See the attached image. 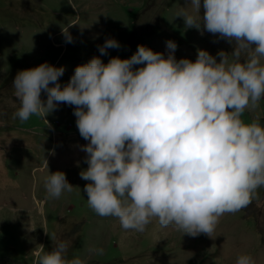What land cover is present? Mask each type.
I'll use <instances>...</instances> for the list:
<instances>
[{
  "label": "clouds",
  "instance_id": "9594fccd",
  "mask_svg": "<svg viewBox=\"0 0 264 264\" xmlns=\"http://www.w3.org/2000/svg\"><path fill=\"white\" fill-rule=\"evenodd\" d=\"M190 5L193 13L181 10L176 17L186 29L232 44L231 59L223 50L219 62L198 50L195 61L177 60V44L169 40L167 57L142 45L127 59L104 63L94 56L76 66L63 87L65 68L46 62L13 80L20 105L13 118L21 122L37 115L51 128L44 117L59 104L74 106L78 132L88 141L81 146L88 167L79 173L89 181L83 189L88 205L126 231L143 232L156 218L161 228L211 237L222 215L246 208L264 186V126L241 119L264 96V0ZM71 25L62 29L66 43L73 42ZM120 48L114 38L98 46L101 56ZM44 187L49 198L73 189L61 171L49 173ZM66 252L64 242L51 251L41 245L37 264H84L65 259ZM236 264L254 261L242 255Z\"/></svg>",
  "mask_w": 264,
  "mask_h": 264
},
{
  "label": "rangeland",
  "instance_id": "374dc122",
  "mask_svg": "<svg viewBox=\"0 0 264 264\" xmlns=\"http://www.w3.org/2000/svg\"><path fill=\"white\" fill-rule=\"evenodd\" d=\"M190 2L71 0L73 8L69 0H0V264H37L41 245L51 251L60 242L67 244L65 259L84 264H236L242 255L264 264V186L246 208L222 215L211 237L161 228L156 218L143 232L126 231L116 218L98 216L88 205L83 189L89 181L79 175L88 167L81 150L88 141L78 132L74 106L59 104L44 117L51 128L37 115L25 122L13 118L20 106L12 87L16 74L45 62L65 68L63 87L75 67L92 57L104 63L127 59L138 45L167 57L171 40L177 60L195 61L198 50L217 62L220 50L231 59L232 44L206 30L186 29L176 17L181 10L193 13ZM69 24L72 43L62 35ZM107 38L121 48L101 56L98 46ZM258 103L242 114L245 124L259 120L264 126V96ZM57 171L73 189L49 198L44 181Z\"/></svg>",
  "mask_w": 264,
  "mask_h": 264
}]
</instances>
